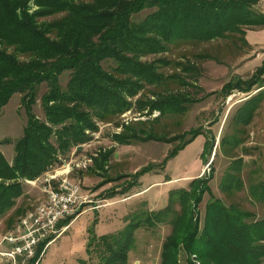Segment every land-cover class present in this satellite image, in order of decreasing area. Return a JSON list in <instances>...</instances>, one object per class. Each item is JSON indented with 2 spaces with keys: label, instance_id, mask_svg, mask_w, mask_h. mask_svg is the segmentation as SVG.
Listing matches in <instances>:
<instances>
[{
  "label": "trees",
  "instance_id": "obj_1",
  "mask_svg": "<svg viewBox=\"0 0 264 264\" xmlns=\"http://www.w3.org/2000/svg\"><path fill=\"white\" fill-rule=\"evenodd\" d=\"M30 1L0 0V112L15 93L23 92L28 116L23 136L15 144L12 163L0 150V218L24 194L23 180L37 178L58 161L59 154L65 155L90 139L86 130L97 129L92 117L104 120L133 105L148 113L159 110L161 115L186 111V103L191 100L180 93L133 101L146 85L166 78L158 71V63L164 59L144 62L142 57L166 52L177 41H211L232 32L244 34L243 26H264V13L254 9L261 0H33L38 6L33 12ZM146 9L153 11L138 20L137 15ZM60 12L65 15L58 21L39 20ZM11 46L20 54H29V60L21 61L15 51L8 53ZM109 59L117 63L112 71L103 65ZM66 71L71 76L64 88L61 75ZM42 83L48 86L41 98L44 119L34 112L36 88ZM255 85L264 87V65L250 80L229 82L217 93L226 98L232 88L249 92ZM263 97L264 88L248 98L239 108L236 122L249 124ZM126 131L114 135L113 140L119 144H130L132 139L178 142L162 163L149 164L136 172V180L129 186L137 185L142 174L163 167L203 134L201 128H192L167 139L132 127ZM234 140L233 145H238L240 139ZM213 142H207V146H213ZM112 151L95 160L99 170L105 169ZM210 178L212 175L193 179L190 191L179 189L171 197L175 193L191 195L197 206L206 192L211 193ZM233 179L230 176L226 188L231 189ZM254 196L264 201V181L261 194L255 192ZM187 206L186 216L183 213L175 220V239L166 243L162 264L177 263L179 242L199 254L203 264H263L264 217L249 221L254 213L215 199L208 204L205 225L199 231L191 214L192 202ZM171 207L153 212L152 217L149 213L146 219L138 216L136 221L131 217L117 233L90 236L88 255L98 254V264H125L133 234L142 221L155 222ZM74 217L61 221L60 226L68 225ZM80 264H88V260L81 259Z\"/></svg>",
  "mask_w": 264,
  "mask_h": 264
},
{
  "label": "rangeland",
  "instance_id": "obj_2",
  "mask_svg": "<svg viewBox=\"0 0 264 264\" xmlns=\"http://www.w3.org/2000/svg\"><path fill=\"white\" fill-rule=\"evenodd\" d=\"M29 4L30 12L38 8L33 0ZM254 9L264 13V0ZM150 11L153 9L141 12L137 15L138 20ZM64 15L65 12H60L40 17L39 20L55 22ZM243 30L244 34L232 32L211 41H177L170 44L166 52L141 58L144 62L164 59V62L158 63V71L166 78L146 85L133 101L139 97L156 99L169 93L185 94L191 101L186 103L185 112L161 115L159 110L148 113L147 109L140 111L133 105L104 120L92 117L97 129L86 130L90 139L86 144H80L77 152L79 156L76 157L79 160L87 154L92 158L91 165L87 169L74 165L70 173L80 183L81 193L87 196L88 201L84 202L82 211L73 218L72 225L69 223L45 252L39 254L38 260H35L38 264H80L81 259L88 260V264H98V254L89 256L87 252L90 236L117 233L132 220L131 217L136 221L139 220L138 216L146 219L149 213L152 217L153 212L165 211L170 204L172 207L169 210L153 218L155 222L142 221V226L133 234L125 264H162L165 245L174 236L175 220L183 213L186 216L187 205L191 202V214L199 231L205 225L207 206L215 199H220L226 206L235 205L254 213L249 221L264 217V201L254 196L255 192L261 194V182L264 181V97L249 124L236 122L239 108L264 87L255 85L249 92H243L238 87L232 88L231 95L226 98L217 93L229 82L250 80L264 65V26H243ZM13 51L21 57V61L30 58L29 54L17 52L14 46L9 47L8 53ZM103 65L110 71L117 67V63L110 59L104 61ZM70 76L69 71L61 75L64 88ZM47 89L46 83L36 88L34 112L41 119L45 118L41 98ZM23 97V92L15 93L0 112V150L11 163L16 154L15 144L23 136L28 122ZM127 127L167 139L192 128H201L203 134L187 144L163 167L142 174L137 178V185L129 186L136 180V172L149 164L162 163L178 142L132 139L130 144L116 143L113 136L127 132ZM236 137L240 142L234 146ZM209 141H214V145L208 147ZM109 150H113L112 155L105 169L99 170L95 160ZM73 151L59 154L58 161L37 178L23 180L24 194L0 218V264H13L12 259L4 255L9 247L5 237L22 232L20 225L25 216L45 197L42 179L47 173L59 168L63 159L69 158ZM210 175L211 193L206 192L197 206L194 199L191 201V195L183 197L175 193L171 197V193L179 189L190 191L193 179H204ZM120 176L123 178H116ZM230 176L235 177L231 189L225 186ZM102 181L107 182L99 186ZM2 218L4 222H1ZM183 244L179 242L177 247L176 264H203L200 255L192 253Z\"/></svg>",
  "mask_w": 264,
  "mask_h": 264
},
{
  "label": "built area",
  "instance_id": "obj_3",
  "mask_svg": "<svg viewBox=\"0 0 264 264\" xmlns=\"http://www.w3.org/2000/svg\"><path fill=\"white\" fill-rule=\"evenodd\" d=\"M79 146L69 158L63 159L59 168L47 173L42 179L45 197L25 216L20 225L22 232L5 237L9 247L4 255L12 259L13 264H31L38 260L39 254L44 253L52 240L60 236L69 225L60 226V222L77 216L82 211L84 202L88 201L87 196L81 193L80 183L70 176L74 165L87 169L92 162V158L87 154H84L82 159L76 158L79 156ZM41 245L44 246L39 253ZM34 264H38V261Z\"/></svg>",
  "mask_w": 264,
  "mask_h": 264
},
{
  "label": "crops",
  "instance_id": "obj_4",
  "mask_svg": "<svg viewBox=\"0 0 264 264\" xmlns=\"http://www.w3.org/2000/svg\"><path fill=\"white\" fill-rule=\"evenodd\" d=\"M20 202V201H19ZM18 207H16L15 209H17ZM5 221V219H1V222H4ZM74 223V222H73ZM70 225H72V222H71V224Z\"/></svg>",
  "mask_w": 264,
  "mask_h": 264
}]
</instances>
